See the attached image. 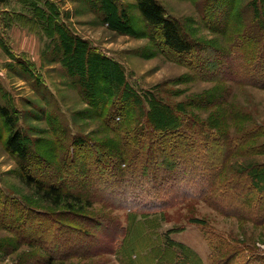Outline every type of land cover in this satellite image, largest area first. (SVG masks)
<instances>
[{
    "label": "rangeland",
    "instance_id": "rangeland-1",
    "mask_svg": "<svg viewBox=\"0 0 264 264\" xmlns=\"http://www.w3.org/2000/svg\"><path fill=\"white\" fill-rule=\"evenodd\" d=\"M56 1L63 23L87 40L84 44L75 39L76 47L67 56L58 28L44 30L34 24L31 3L0 0V102L12 108L26 141L48 160L62 162L72 153L77 137L107 151L105 145L114 144L120 133L108 125L97 101L108 98L109 109L125 90L135 124L146 120L151 105L160 110L172 106L185 111L189 120L192 116L199 123H215L231 132L242 145L228 154L227 174L241 165L264 163V153H240L247 146L264 143V86L243 78L247 70L264 65V16L259 17L264 14V0H159L200 44L197 58L205 65L202 73L161 46L137 0ZM246 38L252 41L247 44ZM87 46L110 59V74L108 66L95 67L96 58L88 53L87 64L79 58ZM100 71L109 76L108 83ZM251 129H257L251 134L255 137L248 144L249 138L242 142ZM10 130L0 114V264H46L50 253L43 246L44 238L37 244L24 237L19 229L24 219L47 222L53 218L63 226L90 231L94 237L99 232L84 217L65 212L71 209L69 202H47L22 179L19 157L6 143ZM78 194L91 198L93 205L73 209L97 220L119 219L130 227L129 246L117 254L74 255L54 264H150L151 247L166 238L188 246L195 264H264V223L227 214L207 201L144 216L132 208L106 204V198H98L102 193L92 188ZM232 253L231 259L223 260Z\"/></svg>",
    "mask_w": 264,
    "mask_h": 264
},
{
    "label": "trees",
    "instance_id": "trees-1",
    "mask_svg": "<svg viewBox=\"0 0 264 264\" xmlns=\"http://www.w3.org/2000/svg\"><path fill=\"white\" fill-rule=\"evenodd\" d=\"M137 6L146 24L159 37L161 46L202 73L205 65L197 58L200 44L189 37L180 20L169 16L159 0H137ZM31 7L35 10L34 24L44 30L58 28L64 55L75 49V39L86 44L85 38L75 36L73 30L63 23L60 18L62 9L56 2L45 0V4L41 5L37 0L31 3ZM260 16L264 14L261 12ZM250 41L251 38L245 39L247 44ZM235 48L232 46V49ZM87 53L89 58H96L95 67L108 66L110 74L113 69L108 65L110 59L107 56L87 46L79 57L85 58L83 62L86 64ZM66 65L70 66L69 63ZM258 66L247 70L243 78L248 83L264 86V65ZM118 68L124 75V69L120 65ZM100 72L101 79L108 83L109 76ZM129 99L124 90L118 101L111 102L109 109L108 98L106 102L97 101V109L105 114L108 125L114 132L120 133L114 144L105 145L107 151L90 139L77 137L73 139L72 153L59 164L48 160L46 155L26 141L27 134L18 126L17 115L10 106L0 102V114L11 128L6 143L19 157L22 179L35 187L47 202L55 205L69 202L71 209L65 212L80 215L78 218L84 217L83 221H88L91 229L96 228L99 232V236L94 237L90 231L63 226L53 218L47 222H38L33 217L24 219L19 228L24 237L37 244L44 238L43 246L50 253L46 264L74 255L117 254L128 248L130 227L119 219L110 216L97 220L73 209L75 205L82 209L92 207L91 198L78 194L87 188L101 192L98 198H106L104 201L112 207L132 208L135 214L144 216L165 214L170 208L204 200L227 214L256 224L264 223V163L241 165L227 174L228 154L242 145L234 141L236 139L231 132L215 123H199L192 116L189 117L191 121L185 111L172 106L160 110L151 105L146 120L140 119L135 124L136 119L130 117ZM256 130L243 134L242 142L249 138L248 144L255 137L251 134ZM240 153H264V143L247 146ZM45 237L52 240L48 241ZM94 244L97 249L93 248ZM187 250L185 244L166 238L151 247L149 260L153 258L150 264H195L194 257ZM232 257L233 253L228 258L224 256L223 260Z\"/></svg>",
    "mask_w": 264,
    "mask_h": 264
},
{
    "label": "crops",
    "instance_id": "crops-1",
    "mask_svg": "<svg viewBox=\"0 0 264 264\" xmlns=\"http://www.w3.org/2000/svg\"><path fill=\"white\" fill-rule=\"evenodd\" d=\"M23 1L26 2V3H28V2H29V3H32L33 1H37V0H30V1H28V0H23ZM52 1H54V0H52ZM54 2H56V4H58V5H60L58 1L55 0ZM41 5H42V3H41ZM60 6H61V5H60Z\"/></svg>",
    "mask_w": 264,
    "mask_h": 264
}]
</instances>
